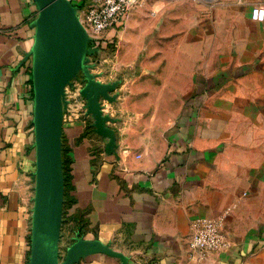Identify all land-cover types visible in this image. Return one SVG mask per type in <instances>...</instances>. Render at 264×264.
I'll return each instance as SVG.
<instances>
[{
	"label": "crops",
	"instance_id": "0c3cea01",
	"mask_svg": "<svg viewBox=\"0 0 264 264\" xmlns=\"http://www.w3.org/2000/svg\"><path fill=\"white\" fill-rule=\"evenodd\" d=\"M255 6L264 0H143L105 33L118 44L113 73L104 51L92 71L104 83L126 78L111 104L117 153L83 122H64L75 202L63 210L60 246L67 229L69 245L77 232L98 238L125 264H191L192 221L228 210L230 246L200 264H264V21ZM38 16L33 0H0V264L30 259ZM77 264L122 261L93 253Z\"/></svg>",
	"mask_w": 264,
	"mask_h": 264
},
{
	"label": "water",
	"instance_id": "95a60500",
	"mask_svg": "<svg viewBox=\"0 0 264 264\" xmlns=\"http://www.w3.org/2000/svg\"><path fill=\"white\" fill-rule=\"evenodd\" d=\"M38 8L33 56L34 133L36 151L35 196L31 229L29 264H77L93 253L117 256L122 264L126 256L98 238H84L77 232L60 261L65 180L63 174V124L67 106L65 88L82 72L85 84L81 94L87 100L88 113L95 118L96 132L108 138L106 151L117 153L115 132L107 126L111 120L103 114L101 99L114 101L116 83H104L87 64L89 37L70 0H33Z\"/></svg>",
	"mask_w": 264,
	"mask_h": 264
},
{
	"label": "built area",
	"instance_id": "2783aa9c",
	"mask_svg": "<svg viewBox=\"0 0 264 264\" xmlns=\"http://www.w3.org/2000/svg\"><path fill=\"white\" fill-rule=\"evenodd\" d=\"M77 6V15L91 40L98 43L105 38L110 29L121 27L130 11L143 0H70ZM252 17L256 21H264V7L255 6ZM83 76V75H82ZM85 84L83 77L71 80L65 88L67 106L64 110V122L73 124L84 113L78 108L73 98L76 91ZM74 89V91H73ZM86 104V103H85ZM226 212L216 218H197L191 223L190 261L191 264H200L209 253L226 250L230 246L225 231Z\"/></svg>",
	"mask_w": 264,
	"mask_h": 264
},
{
	"label": "rangeland",
	"instance_id": "374dc122",
	"mask_svg": "<svg viewBox=\"0 0 264 264\" xmlns=\"http://www.w3.org/2000/svg\"><path fill=\"white\" fill-rule=\"evenodd\" d=\"M104 42H107V43L105 44ZM88 46H90L91 48L92 47H95V50H96L95 53H94V56H92L91 60L88 58V61H87V64H88V66L90 68V71L92 73H94L92 70L94 68H96V66H98V63H100L99 61L101 59V58L98 57V54H99V52L104 51L106 57L109 59V62H104V64H106L107 68L110 65L109 66L110 73L111 72L113 73V71L111 70L112 69L111 67H112V64H113V62L115 60V55H116L117 49H118L117 40L116 39L114 40V37L113 38H110V39H107L105 37L103 39H100L98 41V43L94 42V40H90ZM102 67H103V65H102ZM107 70H109V69H107ZM110 73H108V74H110ZM94 74H96V73H94ZM82 75H83L82 72H80L78 75H76L73 78V80H77L78 77H80V76L83 77V79H84V76H82ZM103 75H106V74H102V76ZM125 82H126V78L123 77V76H118V75L115 76V79H113L112 81H109V83H116V88L119 87L120 85L124 84ZM81 89L78 90V91H76L75 94L73 95V98L78 103V108H80V109L83 108L82 110L84 112L81 115V117L78 119V121L79 122H83L84 125H86V127H88V126L91 125V127H92V131L91 132H93V134L99 135L96 132L95 126H94L95 118H94V116L92 114L88 113L87 100L81 94ZM115 90L113 92H111L112 95H115L114 101L109 102L108 100L101 99V104H102L103 114L104 115H108L111 118V120H109L107 122V126L110 127V128H112L114 130V132H115V138L117 139L115 127H114L113 124H111L113 122V119L112 118H115V113L116 112H115V108H113L111 106V104L118 99V97L121 95V93L120 94L119 93H116ZM73 91H74V89H73ZM74 123H77V122H73V124ZM99 136H101V135H99ZM116 139H115V142H116ZM71 236H72V233L69 230L66 229V233L64 234V237L62 239V243H61V246H60V261H62L64 259L65 255H66L67 247L69 246V242L71 240Z\"/></svg>",
	"mask_w": 264,
	"mask_h": 264
},
{
	"label": "trees",
	"instance_id": "16d2710c",
	"mask_svg": "<svg viewBox=\"0 0 264 264\" xmlns=\"http://www.w3.org/2000/svg\"><path fill=\"white\" fill-rule=\"evenodd\" d=\"M86 128H87L86 130L87 133L89 130L92 131L91 125ZM62 158H63V174L65 180V204H64V208H65L68 203L75 202V198L72 195L73 185H72V180H71L72 177L70 173L69 149L65 147L64 144L62 148Z\"/></svg>",
	"mask_w": 264,
	"mask_h": 264
}]
</instances>
